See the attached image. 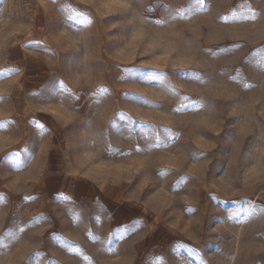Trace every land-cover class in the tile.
<instances>
[{"label":"rangeland","instance_id":"obj_1","mask_svg":"<svg viewBox=\"0 0 264 264\" xmlns=\"http://www.w3.org/2000/svg\"><path fill=\"white\" fill-rule=\"evenodd\" d=\"M190 3L0 0V264H264V0Z\"/></svg>","mask_w":264,"mask_h":264},{"label":"snow or ice","instance_id":"obj_2","mask_svg":"<svg viewBox=\"0 0 264 264\" xmlns=\"http://www.w3.org/2000/svg\"><path fill=\"white\" fill-rule=\"evenodd\" d=\"M199 3H200V0H191L190 6H189V11H194L196 6L199 5ZM74 15H75L76 19H74L73 16H68V17L64 18L66 21L69 22L70 29L73 27L74 24H79L83 21V17H82L81 12L77 11ZM163 131L166 132L167 129H163ZM225 135L229 136V138H230L229 133L226 132ZM17 155H18V152L13 150V151L5 154V159H8V158L13 157V156H17ZM201 155L202 154H195L193 156V158L199 159ZM238 217H239V213H234L232 216H229L228 219L231 220V219L238 218ZM237 222H239L238 219H237ZM14 239H15V232L9 230L8 227H6L3 231H0V248H7L8 243H5V241L11 242Z\"/></svg>","mask_w":264,"mask_h":264}]
</instances>
